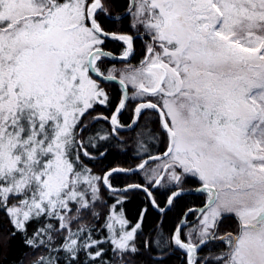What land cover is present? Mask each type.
<instances>
[{
    "label": "snow or ice",
    "instance_id": "obj_1",
    "mask_svg": "<svg viewBox=\"0 0 264 264\" xmlns=\"http://www.w3.org/2000/svg\"><path fill=\"white\" fill-rule=\"evenodd\" d=\"M112 149L137 162L98 171ZM12 241L9 264H264V0H0V264Z\"/></svg>",
    "mask_w": 264,
    "mask_h": 264
},
{
    "label": "trees",
    "instance_id": "obj_2",
    "mask_svg": "<svg viewBox=\"0 0 264 264\" xmlns=\"http://www.w3.org/2000/svg\"><path fill=\"white\" fill-rule=\"evenodd\" d=\"M102 22L107 31H114L118 27L117 24H113L107 20H104ZM123 30L128 31L127 21H125L124 23ZM134 46L136 49V54L135 56H133L132 62L136 63L141 56V48H142L141 41L139 39L135 40ZM122 47L123 46L120 42L111 41V40L106 42V45H105L106 50H111L116 55H119ZM109 90L115 102V99L118 98L119 96V92L115 86H110ZM98 110L104 111L106 113L108 111L107 109H104L102 107L98 108ZM127 117H128V113L125 112L123 116L121 117V119L127 120ZM124 135L128 136L129 133H124ZM130 155L131 154L129 153V155L126 156L123 154V152L118 151L116 149H112L111 151H109V153L105 157L98 158L97 161H95L96 169L99 171L101 169H108L110 167H114L117 165H120L123 167H129L130 165L134 166V164L137 161H134L133 159H131ZM125 179H129V178L118 177L114 181V183L123 184L125 182ZM130 179L134 180L136 179V177H131ZM192 186H193L192 182L186 185V187H192ZM156 198L158 201L161 202V205L163 206V204L166 202L167 194L163 190L157 191ZM142 199H143V195L139 194V195L134 196L126 204V211L128 214V219L132 220L133 222H135L137 218L136 217L137 210L142 206L141 205ZM202 201H203V198L199 196L198 194L184 195L181 198H179L176 201L175 205L170 210L167 211L166 215L159 217V219L163 221V229L165 233H167L170 229H172L175 224L179 223L180 219L182 218V214L186 211L188 207H192V206L199 207L201 206ZM157 218H158V214L155 211L150 210L148 217H147L146 224L151 225L153 222H157ZM188 219L191 220L192 217L190 216ZM233 227H234L233 221L226 220L224 222V226L222 227V231H231ZM20 253H21V249L19 247L18 241H12L10 246L8 247L7 254H6L7 259L4 261V264H9L10 261L17 259L20 256ZM180 255L181 253L177 251L175 255H172L167 260V264H181ZM201 255H204V252H201ZM32 259H34V257L26 256L24 259V264H32Z\"/></svg>",
    "mask_w": 264,
    "mask_h": 264
},
{
    "label": "bare ground",
    "instance_id": "obj_3",
    "mask_svg": "<svg viewBox=\"0 0 264 264\" xmlns=\"http://www.w3.org/2000/svg\"><path fill=\"white\" fill-rule=\"evenodd\" d=\"M197 207V206H196Z\"/></svg>",
    "mask_w": 264,
    "mask_h": 264
}]
</instances>
